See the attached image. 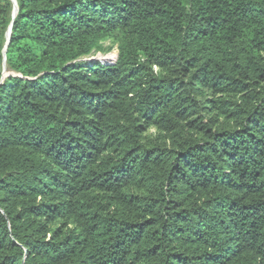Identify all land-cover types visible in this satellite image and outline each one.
Instances as JSON below:
<instances>
[{"label": "trees", "instance_id": "16d2710c", "mask_svg": "<svg viewBox=\"0 0 264 264\" xmlns=\"http://www.w3.org/2000/svg\"><path fill=\"white\" fill-rule=\"evenodd\" d=\"M16 1L0 264H264V0Z\"/></svg>", "mask_w": 264, "mask_h": 264}, {"label": "rangeland", "instance_id": "374dc122", "mask_svg": "<svg viewBox=\"0 0 264 264\" xmlns=\"http://www.w3.org/2000/svg\"><path fill=\"white\" fill-rule=\"evenodd\" d=\"M101 47H98L93 50L91 54L83 58L84 61H101L104 63H114L117 59L118 53L117 50H112V38L107 37L101 42ZM7 70V69H6ZM5 74V69H4ZM8 75V71H6Z\"/></svg>", "mask_w": 264, "mask_h": 264}, {"label": "water", "instance_id": "95a60500", "mask_svg": "<svg viewBox=\"0 0 264 264\" xmlns=\"http://www.w3.org/2000/svg\"><path fill=\"white\" fill-rule=\"evenodd\" d=\"M13 3H14V17L17 15V13H18V3H17V1L16 0H11ZM12 25H13V23H12ZM11 28H12V26H11ZM11 33H12V31H10V33H9V36H8V42H7V44H6V47H5V54H4V61H5V63H6V51H7V47H8V44H9V42H10V36H11ZM6 68H5V76H7L6 75Z\"/></svg>", "mask_w": 264, "mask_h": 264}]
</instances>
